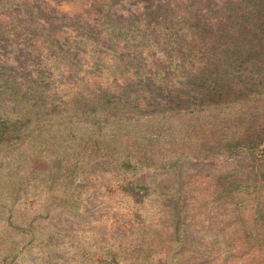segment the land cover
<instances>
[{"label":"rangeland","instance_id":"1","mask_svg":"<svg viewBox=\"0 0 264 264\" xmlns=\"http://www.w3.org/2000/svg\"><path fill=\"white\" fill-rule=\"evenodd\" d=\"M254 2L0 0V105L26 118L0 264H264V143L219 149L239 104L185 87L255 38Z\"/></svg>","mask_w":264,"mask_h":264},{"label":"trees","instance_id":"2","mask_svg":"<svg viewBox=\"0 0 264 264\" xmlns=\"http://www.w3.org/2000/svg\"><path fill=\"white\" fill-rule=\"evenodd\" d=\"M262 12L264 13L263 8L254 2L250 11L251 17L259 16ZM247 29L254 33L255 38L250 37L245 42L241 55L225 62L222 71L210 67L199 71L198 74L193 75L194 78H189L185 85L188 88L186 93L188 100L193 98L202 103L208 100L215 106L239 104L237 111L241 114L236 120L237 126L232 135L224 136L222 139L224 142L219 143V149L235 146L253 149L264 143V119L249 121L257 111L264 110L262 103L264 102V17L261 16V21H254ZM259 37L262 43L258 45L256 39ZM217 73L220 75L217 76ZM10 97L12 98L10 103H13L14 107L8 104L0 105V144L7 145L17 143L26 135L25 115L17 109L24 100L18 95L10 94ZM251 102H253L249 109L251 115L247 117L244 104ZM239 128L243 129L239 131Z\"/></svg>","mask_w":264,"mask_h":264}]
</instances>
